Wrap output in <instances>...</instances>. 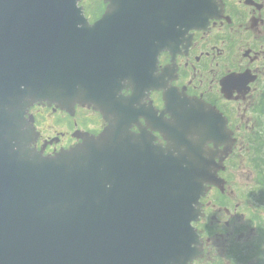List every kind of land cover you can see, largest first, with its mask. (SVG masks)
<instances>
[{
    "label": "water",
    "instance_id": "95a60500",
    "mask_svg": "<svg viewBox=\"0 0 264 264\" xmlns=\"http://www.w3.org/2000/svg\"><path fill=\"white\" fill-rule=\"evenodd\" d=\"M80 1L0 0V264H192L203 253L193 226L200 199L221 181L218 147L230 148L226 121L165 96L171 118L154 119L161 146L144 128L130 132L128 120L151 125V109L134 105L160 87L157 56L183 28L204 26L211 2L103 0L90 24ZM43 102L119 117L47 156L32 147L26 118Z\"/></svg>",
    "mask_w": 264,
    "mask_h": 264
},
{
    "label": "flooded vegetation",
    "instance_id": "af4514ba",
    "mask_svg": "<svg viewBox=\"0 0 264 264\" xmlns=\"http://www.w3.org/2000/svg\"><path fill=\"white\" fill-rule=\"evenodd\" d=\"M101 2L100 13L89 18L91 23L105 11L106 3ZM210 2L206 25L183 28L175 43L159 52L154 77L160 87L145 92L134 105L140 111V107L151 109V125L139 115L128 120L129 131L137 134L144 128L151 132L155 144L165 146L167 142L154 122L162 115L165 120L171 118L165 96L174 106L189 108L186 99L220 113L226 121L227 138L233 142L215 158L222 167L217 171L221 181L208 186L200 200L201 216L194 227L203 253L193 264H264V197L252 195L257 186L246 188L231 173L244 167L245 161L242 164L239 157L245 155L257 176L249 161V141L264 139V0ZM173 45L175 49L169 48ZM121 94L128 97L131 90L123 89ZM26 116L37 132L33 146L44 155H53L80 144L82 134L98 136L106 131L117 121L119 112H101L79 103L67 112L41 103L30 107ZM206 149L215 151L212 143Z\"/></svg>",
    "mask_w": 264,
    "mask_h": 264
},
{
    "label": "trees",
    "instance_id": "16d2710c",
    "mask_svg": "<svg viewBox=\"0 0 264 264\" xmlns=\"http://www.w3.org/2000/svg\"><path fill=\"white\" fill-rule=\"evenodd\" d=\"M80 5L84 7L85 16L87 18H94L102 9L101 0H90V2H81ZM96 18V17H95ZM94 18V19H95ZM249 147L252 151L249 161L254 168L257 176L262 180V183L252 191V195L264 197V139H256L249 141Z\"/></svg>",
    "mask_w": 264,
    "mask_h": 264
},
{
    "label": "rangeland",
    "instance_id": "374dc122",
    "mask_svg": "<svg viewBox=\"0 0 264 264\" xmlns=\"http://www.w3.org/2000/svg\"><path fill=\"white\" fill-rule=\"evenodd\" d=\"M238 145H241L240 139L238 140ZM239 159L241 160L242 164L245 161V165L243 164L242 166L244 167H239L241 169H234L231 172L234 176V180L237 181V183H239L240 185L245 186L246 188L258 186L260 182L257 176L254 173L252 174V170L251 168H249L245 160V155L239 157Z\"/></svg>",
    "mask_w": 264,
    "mask_h": 264
}]
</instances>
